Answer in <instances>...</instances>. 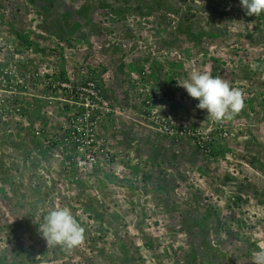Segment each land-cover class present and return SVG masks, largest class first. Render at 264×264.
<instances>
[{
	"label": "rangeland",
	"instance_id": "374dc122",
	"mask_svg": "<svg viewBox=\"0 0 264 264\" xmlns=\"http://www.w3.org/2000/svg\"><path fill=\"white\" fill-rule=\"evenodd\" d=\"M192 72L243 91V126L197 108L176 83ZM87 84L129 135L70 174L50 138ZM162 140L176 157L152 156ZM53 207L84 228L79 247L47 246ZM261 249L264 15L240 0H0V264H253Z\"/></svg>",
	"mask_w": 264,
	"mask_h": 264
},
{
	"label": "clouds",
	"instance_id": "9594fccd",
	"mask_svg": "<svg viewBox=\"0 0 264 264\" xmlns=\"http://www.w3.org/2000/svg\"><path fill=\"white\" fill-rule=\"evenodd\" d=\"M240 5L247 16L264 15V0H240ZM64 81L69 82L63 79ZM176 83L178 87L185 89L191 98L198 101V109L206 111L207 116L216 121L232 119L233 115L238 114L245 106L241 89L208 72H192L186 79ZM222 129V137L228 141L231 128L225 123ZM112 133H115L114 129ZM112 133L106 138L108 144L112 140ZM113 155L114 158L110 162L115 160V154ZM38 231L47 246H60L68 250L79 247L85 239L84 228L67 207H53L48 210L43 222L38 224ZM252 258L253 264H264V249L254 252Z\"/></svg>",
	"mask_w": 264,
	"mask_h": 264
},
{
	"label": "built area",
	"instance_id": "2783aa9c",
	"mask_svg": "<svg viewBox=\"0 0 264 264\" xmlns=\"http://www.w3.org/2000/svg\"><path fill=\"white\" fill-rule=\"evenodd\" d=\"M68 85H70L69 82L64 81L61 90L67 91L70 95L75 94V90L72 88L70 89L72 91L69 92ZM79 92L77 90L76 94L90 92L92 97H76V95L75 97H66V100H63L68 104L64 110L65 124L50 138L52 146L54 145L56 149H66L68 151L66 155L74 157V161L66 166L70 174H73V171H79V169L85 172L97 163L98 157L102 154L99 150L102 149V146L106 147L103 142L101 145L99 140L102 137L105 139L110 137L112 129L107 121L113 113H118L109 97H93L98 96L96 93L100 94L101 92L98 85L87 84ZM105 128L106 131H104ZM106 148L108 149V147ZM86 150H89L91 154H85ZM82 153L88 155L87 158L81 156ZM113 158V153L109 152L107 159L111 161Z\"/></svg>",
	"mask_w": 264,
	"mask_h": 264
},
{
	"label": "crops",
	"instance_id": "0c3cea01",
	"mask_svg": "<svg viewBox=\"0 0 264 264\" xmlns=\"http://www.w3.org/2000/svg\"><path fill=\"white\" fill-rule=\"evenodd\" d=\"M244 104H245L244 108L238 113V115H240L242 117V119H240V122L242 123V125H240V126H243L244 125V123L246 121V118H247L246 116L249 114L248 104L250 105V103H249V101L245 97H244ZM234 126L237 127L236 130L238 131V133L243 130V129H241L240 126H237L236 124H234ZM125 131H123L122 126H119V127L116 128L115 133H112V135H111L112 140L111 141L115 144L114 147H113L114 149L119 150V147L121 148L120 145L122 143L123 136L126 137V136L129 135V130L127 129V131L126 132ZM162 141L163 142H162V145L161 146L160 145H156L153 148H154V150L156 152H157L158 148H161V150L163 151V153L165 155L162 154V152H157V153L156 152H153L152 153V156H155L159 160H161L162 158L169 159V158H172L173 156L176 157L177 155H174L175 154L174 153V147H175V145H173V144L166 145V143L164 142V140H162ZM169 147H171L172 150Z\"/></svg>",
	"mask_w": 264,
	"mask_h": 264
},
{
	"label": "trees",
	"instance_id": "16d2710c",
	"mask_svg": "<svg viewBox=\"0 0 264 264\" xmlns=\"http://www.w3.org/2000/svg\"><path fill=\"white\" fill-rule=\"evenodd\" d=\"M63 77V76H62Z\"/></svg>",
	"mask_w": 264,
	"mask_h": 264
}]
</instances>
